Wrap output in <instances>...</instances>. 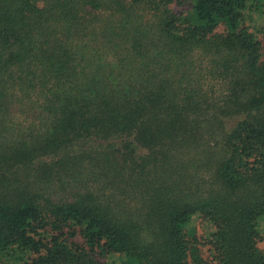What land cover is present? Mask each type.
<instances>
[{"label": "trees", "instance_id": "obj_1", "mask_svg": "<svg viewBox=\"0 0 264 264\" xmlns=\"http://www.w3.org/2000/svg\"><path fill=\"white\" fill-rule=\"evenodd\" d=\"M263 216L264 0H0V264H264Z\"/></svg>", "mask_w": 264, "mask_h": 264}, {"label": "rangeland", "instance_id": "obj_2", "mask_svg": "<svg viewBox=\"0 0 264 264\" xmlns=\"http://www.w3.org/2000/svg\"><path fill=\"white\" fill-rule=\"evenodd\" d=\"M176 1V6L177 8H179V10L182 9V6H187V4L191 1V0H175ZM179 2V4H178ZM195 222V226H196V233H197V236L198 238L200 237H204L206 236V234L208 233L209 229H207V226L204 228V226H202V224ZM259 228H260V234L262 236V240L261 242L259 243V248L264 251V216L262 218H260L259 220ZM202 253H203V257L204 258H208L209 257V251H208V248L207 247H202ZM121 259L123 260V263L126 264V258L125 257H119V260L120 262L117 260L116 261V264H122L121 263ZM111 264V261H109Z\"/></svg>", "mask_w": 264, "mask_h": 264}]
</instances>
